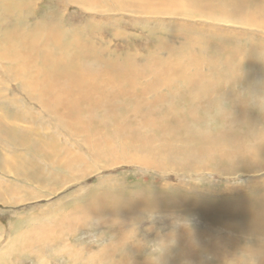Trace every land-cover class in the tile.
<instances>
[{
    "label": "bare ground",
    "instance_id": "1",
    "mask_svg": "<svg viewBox=\"0 0 264 264\" xmlns=\"http://www.w3.org/2000/svg\"><path fill=\"white\" fill-rule=\"evenodd\" d=\"M55 4L61 15L53 20L51 12L43 15L37 12L35 0H0V141H13L12 146L26 147L25 153L28 155V160L25 159V154L14 157L11 166L13 169H17L25 177L37 179L39 167L34 164L42 162L41 160L49 164L44 155L61 153L59 142L37 139L34 135L27 134L29 131L4 126L3 118H13L16 114L14 99L9 97L14 94L13 85L16 82L21 91L37 101L44 111L52 113L53 119L57 117L62 124L59 127H64L57 130L58 134L66 135V132H70L75 136H70L72 140L78 137L85 142L82 144L84 148L75 150L72 157L67 159L65 169L88 173L86 165L90 169L135 165L141 168H159L161 173L170 175H179L180 172L197 175L243 172L252 176L263 170L264 41L255 40V37L240 32V35H233V32L216 26L224 23L263 29L264 0H169V3L165 0H57ZM73 5L82 9L122 10L121 12L127 8H144L147 13L159 11L163 14L172 10L174 14H186V19H202L208 24L204 27L200 25L198 30L190 26L183 29L175 25L172 33L182 38L180 48L167 45V59H161L157 49L152 50L146 59L145 71L158 74L156 78L162 89L149 88L148 92L143 93L144 97L139 98V95L130 92V86L136 84L133 74L138 73L132 55V59L128 56L125 61L116 55L114 59H106L101 57L99 48L93 41L96 35L107 41L110 29H104L96 19L95 25L91 24V18L86 20L84 27L78 29L74 28V23L70 25L67 21L60 22L65 16V10L68 11ZM160 5L166 6L157 10L153 8ZM136 16L139 15L134 17ZM115 17L117 16L109 15V20L105 21L112 22ZM156 31L150 30V34L154 35ZM117 34L120 35L121 32ZM242 71L247 72L246 84L239 86L237 83L242 80ZM173 74H177L176 77ZM116 76L123 78L122 88L118 87V94L108 95L112 92L109 91V85L116 80ZM118 81L121 79L118 78ZM227 82L234 84L227 86ZM150 93L153 97L147 99ZM119 97L133 99L134 103L115 104L114 99ZM151 100L154 101L150 102ZM7 108L11 111H7ZM35 116L33 118L37 117ZM23 125L25 127L26 124ZM87 157L92 161L88 162ZM5 162H9L7 157ZM92 162L97 166L93 167ZM68 174L70 173L63 175ZM4 175L15 176L8 170ZM163 177L166 178L165 175ZM204 179L205 177L199 182ZM57 181L58 185L63 183L59 178ZM4 184L5 181L0 182V202L3 203L11 201L13 197L12 191H3V188H9ZM259 186L256 183H250L246 187L243 185L242 188L229 185L222 196L214 194L202 198L197 197V193L192 192L185 183L176 182L136 193L119 189L117 193L111 190L100 193L99 196L90 195L88 202L84 200L81 205L84 207L89 204L95 214L86 215L82 210L66 213L62 208L54 215V222L44 224L48 221L40 220L42 223L34 227L39 230H31V236L25 239L16 236L7 252L16 250L22 255L29 254L36 261L54 253L65 257L68 264H83L80 257L87 256L82 253L87 249L67 242L68 236L74 234L81 220L107 215L121 220V217L124 219L128 215L137 217V214L132 213L137 209L142 212L151 211V214L159 210L160 214L157 215L164 219L176 215L178 218L176 224L170 227L169 236L159 239L161 244L158 245L166 246L157 264H181L185 259L191 258L190 255L213 249L211 243L207 246L201 242L199 233L204 229L197 226L202 224L201 220L212 219L211 223L221 224L229 232L249 228V233L252 234L254 229L264 230V188ZM33 196L41 195L34 193ZM9 203L4 204L9 206ZM178 203L192 207L180 211V214H171L174 208L180 209ZM122 212L131 213L123 216L117 214ZM193 212L198 219L195 220V226L189 227L187 218L194 215ZM130 225L133 224L123 226L121 231L124 232ZM128 232L130 231L126 233ZM114 233L102 237H110L112 240L118 237V233ZM114 247L115 243L112 242L98 254L106 249L114 251ZM140 249H143L142 245L132 250L139 253ZM122 251L118 260L121 263L129 262ZM213 253H216L213 259L217 262L230 261L222 254L219 256L218 250H213ZM151 258L145 254L138 259L133 257L132 264H148L149 261H154ZM141 259L147 261L140 262ZM238 260L237 262L242 259ZM0 264H6L2 255ZM202 264L205 263L202 261Z\"/></svg>",
    "mask_w": 264,
    "mask_h": 264
},
{
    "label": "rangeland",
    "instance_id": "2",
    "mask_svg": "<svg viewBox=\"0 0 264 264\" xmlns=\"http://www.w3.org/2000/svg\"><path fill=\"white\" fill-rule=\"evenodd\" d=\"M35 1H37V5H35V7L36 10H38L37 12L39 14L43 15L45 14V12H51V18H53V20L54 17L58 18L61 15L60 10L56 9L57 4H55V1L57 0H35ZM101 1H105V0H101ZM154 1L158 2L160 0H154ZM165 1L169 3V0H165ZM111 2H113V0H111ZM166 5H162V7L161 5L154 6L153 8L157 10L159 8L165 7ZM124 10L123 12H121L122 10L107 11V10H99V9L96 10L91 8L82 9L80 8V6L73 5L72 8L71 9L69 8L68 11L65 10L64 12L65 16L60 22L67 21L68 24L70 25L74 23V28L78 29L84 27L86 25V20L88 18H91L92 19L91 24L95 25L96 21L94 20L96 19L97 21H99V25L105 27L104 29H110L109 30L110 34H108L107 36L105 35L107 41L103 40L100 35L94 36L93 41L96 44V46L99 48L101 57H105L106 59L112 57L114 59V55H116V57H118L122 61H125L126 58H128V56L129 59L133 58L132 61L133 63L137 64L135 69L138 73L133 74L136 84L133 87L130 86L131 87L130 92H132L134 95H139V98H142L144 97L143 93L148 92L149 88L158 87L162 89V85L160 81L157 80L156 78L158 74H153L145 71L146 62H147L146 59H148L149 53H151L152 50L157 49L158 56H160V58L163 60L167 59L169 57V52L167 51V45H171L175 48H180L183 42L181 37L174 35L172 33V30L175 27V25H179V27L181 26L183 29H185L186 26H190L191 28L198 30L200 28V25L204 27L208 23L206 21H203L202 19H193L191 17L186 19L185 17L186 14H183L181 12H176L174 14L172 10H170L172 12L168 11L166 14L160 13L159 11L158 13H154L155 11H151L153 13H147L144 8L139 10L127 8ZM109 15L117 16V17H115V19H113L112 22L105 21V20H109L108 19ZM135 15H139V16L138 17L136 16L137 17L136 18L134 17ZM149 16L150 17L152 16V18H149ZM216 27L219 29H223L224 31L233 32V35L239 34L240 32L252 38L255 37V40L264 41V28L257 29L245 25H232V24H224V23H220ZM154 29L157 30L156 33L154 35L150 34V30H154ZM116 31L121 32V34L118 35ZM132 35L133 38H131ZM130 43L132 44V46ZM127 47L129 48L128 51H127L128 49ZM131 55L132 58H130ZM173 75H172L173 77H176L177 74H173ZM246 76H247V72L242 71L241 73L242 80L237 83L239 86L246 84L245 81ZM118 78H120L121 81H118ZM122 79H123L122 77L116 76V80L111 82L109 85V91L112 92H110L108 95H114L119 93L118 87L122 88L123 85ZM213 80L216 82L214 77ZM227 84H228L227 86H229L234 83L227 82ZM19 86H20L19 84L14 82L13 85L14 94L9 95V97H13L14 99V110L16 114L13 118L11 117L3 118L4 126L10 128H16L15 130H19V131L22 130L29 131L30 133L27 132L26 133L30 135H34L35 137H37V139L38 138L41 140L51 139L54 141V143L59 142L61 143L59 144L61 153L60 155H56L55 153H49L44 155L47 158L48 160L47 162H49V164H47L43 160H41L43 164L40 161L34 164V166L36 165L37 167H39V177L37 178L38 179L37 180L36 178L35 179L30 178L28 172L26 174L29 177H25L17 169H13L11 167L12 160L17 155L25 154L24 155L25 159L28 160V155L26 154L27 153L26 147L24 148L23 146H17V147L12 146L14 142L6 141L5 139H2V141L5 140V142L0 141V145H1L0 146V182L2 183L5 181L4 185H7L9 188L8 189L3 188V191L5 192L12 191V195H13L11 201L8 200L4 201V203L10 202L9 206L5 205L2 201H1L2 203L0 202V255L4 257V262L6 264H39V263L68 264V260L65 257L61 255L56 256L54 253L53 254L49 253L44 257H40L39 259L36 258L37 259L36 261L29 254L22 255L21 252L16 250L10 252H7V250L8 247L12 245V242L14 241V238H16V236L18 237L21 236L22 238L25 239L26 237L31 236V230L33 231L39 230V229H34V227L42 223L40 222V220L48 221V223H44V224H49V222H54L56 220L54 215L58 213L59 212L58 210H61L62 208H64V211L66 213H72L73 210H82L86 213V215L95 214L93 208H90L89 204H87L84 207H82L81 205V203H83L84 200L88 202L90 195L99 196L100 193H108L111 190L117 193L116 191H119V189L127 190L128 192L131 193H136L139 190L158 189L159 187L166 186L168 182H176L177 184L185 183V186H189L190 190H192V192H196L197 193L196 196L200 198L204 196H213L214 194L215 195L220 194L219 196H222L225 194V190L228 188L229 185H237V187L242 188L243 185L246 187L250 183L251 184L256 183V185H260L259 188L261 187L264 188V168L259 174H255L253 176L246 175L243 172H239L238 174H233L231 172H226L224 174H216L211 172V174L202 173L199 175L185 174L180 172L179 175H174V174L170 175L169 173H161L159 168H154L149 166L141 168L140 166H135V165L134 166L123 165L124 167L113 166L108 168L99 167V168H94L95 170L88 168L86 165L85 169L87 170L88 173L71 168L65 169L67 165L66 162L67 159L69 157H72V155L74 154L73 152L75 150L84 148L83 145L85 144V142H83L82 139L78 137L75 140H72V138L70 137L72 134H69L70 132L69 133L66 132V135L59 133L60 134L59 135L57 130L64 129V127L61 128L59 127V124L60 125L62 124L59 120H57V117L56 119H53L54 116L52 113H50L49 111H44V109H42L43 107L39 105L37 101L31 99L28 95L22 92ZM151 97L153 96L150 93V95L147 96V99H151ZM114 100H115L114 101L115 104L130 105V103H134L133 99L131 100L123 97H119ZM153 101L151 100L150 102ZM9 109L10 108H7V111L10 112L11 110ZM33 116H35L36 118H33ZM23 124H26L25 127H27L28 129L30 128V130L25 128ZM67 150H69V152H67ZM5 157H7L9 160L7 164L5 162ZM87 161L90 162L92 160L90 157H87ZM57 163H58V167H57ZM92 166L94 167L97 165H95L92 162ZM58 168H60V170ZM7 170L13 173L15 176L14 177L5 176L4 173ZM66 173H70V174L64 176L63 174ZM164 175L166 176V178L163 177ZM204 177L205 179L202 182H199ZM58 178L60 182H63L62 184L58 185L59 183V181H57ZM111 179L112 181L110 182ZM25 180H28L30 182H26ZM31 182L32 184H30ZM198 184H202V185H198ZM38 186L43 188H40ZM47 191L51 192L52 194H50ZM167 192H169V190H167ZM32 193L41 196L35 197L33 196ZM48 193L50 194V196H48L49 195ZM196 196H192V197L196 198ZM6 198L8 199V197ZM177 205L180 207V209L174 208L173 211L170 212L171 214H180V211L187 210L188 207H192L183 203H178ZM129 213L131 212H122L117 214L123 216V214H129ZM132 213H135L138 216L134 217L133 215H128L127 216L128 219L127 218L123 219L121 217V220L114 218L111 215H107L105 217L92 216L88 219L81 220L79 223L80 226L75 228L74 234L68 236L67 242H69L72 246H76L78 248L81 247L82 249H87L86 251H82L83 255L87 254V256L80 257L83 264L121 263L118 260V257H119V253L123 250V248L125 249L122 251V254L125 257L129 258V262L123 261L121 264H132L134 261L133 257L138 259L144 254L150 255L152 257L151 259L154 260V261H149L148 264H157L158 258L164 252V248L166 246L165 245L162 247V245H158V243L161 244L159 239H164L167 236H169L168 231L170 227H173L176 224L178 216L177 215L170 216V218L164 219L160 215H157L160 214L159 210L156 211L154 214H151V211L142 212L140 209H137ZM130 218H133L134 220ZM145 218H148L149 220ZM196 218L198 219V217L195 214L192 215L190 218H187L189 227L195 226L194 223ZM211 220L208 219L206 221L201 220L202 224H197L199 228L204 229L202 233H199L195 229L194 230L197 233L201 234L200 238L202 244L206 243V245L208 246L211 243V246L213 247L212 251H202L199 252V254L190 255L191 258L185 259L186 261L184 260L183 262H181V264H188V262H190V264H202V261L205 264H212V261L213 264H264V230L254 229V233L252 234L249 233V228H245V230H241V231L229 232L227 230H224V227H222L221 224L216 225L215 223H211ZM128 224H133L134 226L130 225L128 228L124 229L125 230L124 232L121 231L122 227L123 226L126 227V225ZM115 231L116 233H118V237L116 238L114 237L112 238V240L110 237L108 239H103L102 237L103 235H105L104 237H108L111 236L112 234H115L114 233ZM127 231L130 232L126 233ZM215 237L218 238L216 239ZM224 238L226 239L224 240ZM109 242L115 243L114 251L106 249L103 251L102 253L103 255L98 254L100 250H103V248H106L108 245H110ZM124 245H127L128 247L126 248V246ZM139 245H142L143 249H140L139 253H134L132 249L136 250L137 247L139 248ZM49 249L51 248L49 247ZM213 250L215 251L218 250L219 256H221L222 254L228 257L230 261H228V263H226V261L217 262L215 259H213L214 257H216V253H213ZM27 251L29 252V250ZM208 252L211 254H209ZM92 253H95L94 259H90V255ZM204 257H206V259ZM100 259L103 261L107 259L109 261L106 260L103 262ZM238 259L239 260L242 259V260L239 261ZM204 260L208 262L206 263ZM237 260L239 262H237ZM143 261L145 260L142 259L140 260V262Z\"/></svg>",
    "mask_w": 264,
    "mask_h": 264
},
{
    "label": "clouds",
    "instance_id": "3",
    "mask_svg": "<svg viewBox=\"0 0 264 264\" xmlns=\"http://www.w3.org/2000/svg\"><path fill=\"white\" fill-rule=\"evenodd\" d=\"M95 258V253H92L91 255H90V259H94Z\"/></svg>",
    "mask_w": 264,
    "mask_h": 264
}]
</instances>
